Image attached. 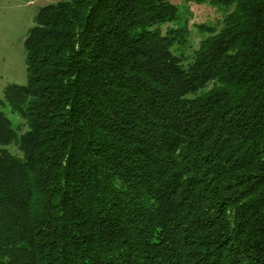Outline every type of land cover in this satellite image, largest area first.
<instances>
[{"label": "trees", "instance_id": "trees-1", "mask_svg": "<svg viewBox=\"0 0 264 264\" xmlns=\"http://www.w3.org/2000/svg\"><path fill=\"white\" fill-rule=\"evenodd\" d=\"M187 1L234 7L194 46L171 0L38 10L0 100V264H264V0Z\"/></svg>", "mask_w": 264, "mask_h": 264}, {"label": "rangeland", "instance_id": "rangeland-1", "mask_svg": "<svg viewBox=\"0 0 264 264\" xmlns=\"http://www.w3.org/2000/svg\"><path fill=\"white\" fill-rule=\"evenodd\" d=\"M57 1L59 0H0V100H4L8 85L27 81L25 36L33 25L38 10L45 4ZM171 1L182 11V20L188 24L191 32L189 41L193 46L204 35L199 24L219 26L234 7H219L210 2L196 4L187 0ZM4 109L14 125H17L18 116L11 112L9 106ZM11 150L16 149L11 147Z\"/></svg>", "mask_w": 264, "mask_h": 264}]
</instances>
